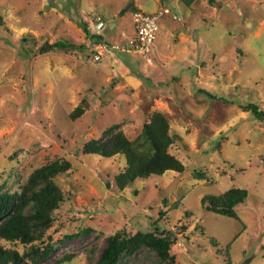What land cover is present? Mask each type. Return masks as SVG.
I'll use <instances>...</instances> for the list:
<instances>
[{
  "label": "rangeland",
  "instance_id": "rangeland-1",
  "mask_svg": "<svg viewBox=\"0 0 264 264\" xmlns=\"http://www.w3.org/2000/svg\"><path fill=\"white\" fill-rule=\"evenodd\" d=\"M184 1L0 0V188L20 192L35 170L71 166L55 178L67 199L43 238L1 242L26 262L95 264L109 237L159 230L173 240L167 264H264V121L241 108L264 109V0ZM138 6L168 10L152 63L119 51L88 62L94 41L83 26L124 46ZM57 42L81 48L40 51ZM156 112L181 139L170 153L185 170L122 191L125 157L88 155L85 146L114 126L134 141ZM232 189L248 192L238 219L203 206ZM121 264L164 263L144 247Z\"/></svg>",
  "mask_w": 264,
  "mask_h": 264
},
{
  "label": "trees",
  "instance_id": "trees-1",
  "mask_svg": "<svg viewBox=\"0 0 264 264\" xmlns=\"http://www.w3.org/2000/svg\"><path fill=\"white\" fill-rule=\"evenodd\" d=\"M194 0H185L189 7ZM83 29L86 37L94 43L103 42L101 36L92 35L88 26ZM81 48L74 44L57 42L44 44L41 52L54 50H75ZM213 99H218L211 96ZM241 108L253 117L263 122L264 109L256 104H243ZM82 108H77L72 117L81 115ZM118 126L110 128L104 140L92 141L85 146V153L110 159L122 155L126 159V170L116 177L120 190L131 187L138 179H148L151 176H162L168 171L183 173V163L170 153V149L178 137L169 134L170 125L164 114L156 112L146 124L141 134L130 141ZM71 168L65 161H55L35 170L21 188L20 192L11 193L0 188V264H40L33 260L26 262L18 251L5 248L1 242H21L28 245L43 238L53 223V214L66 201V194L55 181L56 176ZM248 198V192L242 189H232L219 196H207L203 206L209 212L238 219L237 207ZM152 226H154L152 224ZM172 236L159 230L142 232L129 236L119 232L107 239V246L100 260L95 264H121L125 255H133L142 248L155 252L161 262L174 261L171 255ZM38 258L47 257L50 252L41 254Z\"/></svg>",
  "mask_w": 264,
  "mask_h": 264
},
{
  "label": "built area",
  "instance_id": "built-area-1",
  "mask_svg": "<svg viewBox=\"0 0 264 264\" xmlns=\"http://www.w3.org/2000/svg\"><path fill=\"white\" fill-rule=\"evenodd\" d=\"M166 14L161 11L158 14H147L143 11L134 13L135 35L124 46L111 47L103 42L94 43L88 56V62L100 63L113 56L114 51L141 56L146 63L153 61V47L159 32L160 19Z\"/></svg>",
  "mask_w": 264,
  "mask_h": 264
},
{
  "label": "crops",
  "instance_id": "crops-1",
  "mask_svg": "<svg viewBox=\"0 0 264 264\" xmlns=\"http://www.w3.org/2000/svg\"><path fill=\"white\" fill-rule=\"evenodd\" d=\"M157 1V3H159V0H156ZM135 3H136V1H135ZM137 4V3H136ZM185 4V3H184ZM186 6V5H185ZM187 7V6H186ZM138 9L139 10H141V7L140 6H138ZM158 10V6L156 7V9H154V11H152V12H155V11H157ZM161 11H166V13H168V10L164 7V8H162V9H159V12H161ZM86 23H88V22H86ZM103 25H104V23H101V24H99L98 26H100L99 28H101V27H103ZM171 33V32H170ZM88 39V38H87ZM162 58L165 56V51L163 52V54H161L160 55Z\"/></svg>",
  "mask_w": 264,
  "mask_h": 264
}]
</instances>
